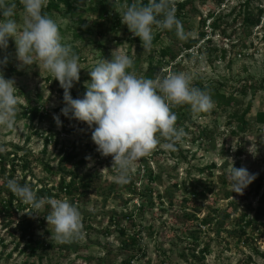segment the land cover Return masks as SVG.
Masks as SVG:
<instances>
[{
    "label": "rangeland",
    "instance_id": "374dc122",
    "mask_svg": "<svg viewBox=\"0 0 264 264\" xmlns=\"http://www.w3.org/2000/svg\"><path fill=\"white\" fill-rule=\"evenodd\" d=\"M219 1L194 0V9L190 7L180 20L186 40L195 39L199 32L205 31L213 39L212 51L202 44L203 41L201 47L199 44L194 49L182 51L176 36L155 29L154 39L158 35L160 39H153L151 50L144 51L140 39L134 37L127 26L121 23L119 13L124 10L125 4L119 0H71V12L64 4H60L59 11L52 12V19L60 29L62 43L71 46L82 68L79 82L74 83L70 90L74 99L82 98L86 92L84 85L90 81L89 70L103 58L110 60L115 49L123 51L133 60L139 57L141 65L136 72L138 76L145 77L152 69H155V79L170 72H184L191 76L193 86L212 85L222 92L234 93L240 99L239 106L217 107L214 104L207 115L198 113L191 116V121H185L180 126L177 124L186 135L176 145V150L158 147L146 157L150 169L154 174H162L165 183V186H154L153 205L142 203L138 197L129 194L127 186L121 188L114 181L116 173L111 168L110 156L99 159L89 156L88 151H95L97 147L91 140V130L87 124L61 114L64 103L59 82L37 66L21 67L16 59L14 39H9L6 51L0 49V60L8 57L7 64L0 66V71L6 79H14L19 90L16 123L13 129L0 127V147L2 152H8L13 151L14 146H20L30 153V171L23 172L18 166L14 172L16 179L27 176V182L37 185L38 189H55L60 178L47 172L44 164L49 163L51 167L57 168L62 149L75 152L78 155L76 162L85 156L90 157L78 170L74 163L65 165L67 171L77 175L78 185L82 176H92L89 189H80L76 195L77 202L74 203L82 214V238L63 244L51 241V232L45 219L49 206H45L44 214L33 215L38 225L35 236L45 239L55 250L43 262L36 258L27 259L16 247L21 239L15 226L23 215L33 212L28 206L24 212L14 211L11 218L0 216V264H122L132 257V264H190L195 262L190 256L192 247L187 235L195 229L201 230L200 248L208 246L210 251L204 261L195 264H264V217L256 223V229L248 228L246 236L242 238L227 232L234 228L232 219L242 213H247L249 219L257 211L264 213V125L256 122L257 114L264 112V0H249V7L255 15L259 9H263L260 25L254 28L246 27L242 17L238 16L247 0H225L222 4ZM103 2L109 6L110 14L102 19L98 16L97 8ZM6 3L16 4V19L19 21L23 15L19 0H6ZM213 11L225 16L221 29L226 28L227 34L236 43L235 47L220 32L211 36L209 21L202 27V19ZM116 17L120 25L116 24ZM168 47L181 50L174 62L169 58L162 59L160 55L161 50ZM246 83L251 84L252 88L248 87L246 95H243L240 91ZM250 101L252 109L246 117L249 129L241 133L236 129L237 121L233 115L242 113ZM31 107L39 110L34 120L29 114ZM54 114L60 116L62 126H57ZM202 129L210 133L209 141L199 137ZM226 157L232 158L235 167H246L256 175L255 180L244 189L243 195L232 192L230 184L224 185L220 181V175L228 174L231 167ZM141 159L130 173V179L135 180L136 187L142 189L141 179L145 169ZM212 164L217 167L209 178L214 192L208 195L203 207L210 206L223 213L231 209V201L238 205L237 212L226 222L225 228L228 230H222L219 234L214 226L204 227L199 222H188L179 206L171 205L168 201V195H174L177 199L182 195L181 190H175L174 183L206 180L210 174L207 171L200 174L198 170ZM7 171L9 173L0 176L1 185H6L8 174H13L9 167ZM113 185H116L115 193L110 192ZM227 193L232 196L227 198ZM5 195L1 193L0 196ZM62 197L66 196L60 194L59 198ZM204 208L197 215L199 219L208 213ZM113 212L118 215L133 213V217L132 220L120 218L117 224H112L109 216ZM8 223L11 225L6 228ZM119 228L124 229L125 236L120 235ZM135 234H139L146 257H140L138 248L131 251L123 247L122 241Z\"/></svg>",
    "mask_w": 264,
    "mask_h": 264
},
{
    "label": "clouds",
    "instance_id": "9594fccd",
    "mask_svg": "<svg viewBox=\"0 0 264 264\" xmlns=\"http://www.w3.org/2000/svg\"><path fill=\"white\" fill-rule=\"evenodd\" d=\"M19 3L23 15L18 21L16 4L0 0V49L6 51L9 39H14L16 59L21 67L37 66L59 82L64 103L61 114L88 125L97 152L112 158L117 184H127L136 163L158 147L175 151L182 142L186 133L177 127L178 117L173 108L188 105L193 113L214 108L210 93L193 86L190 75L170 72L156 79L138 76L134 60L117 49L110 60L103 58L89 70L90 81L84 85L86 92L82 98L74 99L70 90L80 80L79 57L70 45L62 43L57 22L43 12L47 0H19ZM119 15L121 23L140 39L144 51L152 48L154 29H175L178 38H185L172 0H147L146 4L143 0H133ZM7 62L5 56L0 66ZM18 91L14 79H6L0 71V127L14 128ZM53 119L58 127L62 126L59 115L54 114ZM226 158L231 162L227 175L231 190L243 195L256 175L246 167H235L232 158ZM6 186L33 209L30 216L44 214L43 209L49 206L45 219L51 241L63 244L82 238L81 211L67 197H38L30 185H21L15 179L8 180Z\"/></svg>",
    "mask_w": 264,
    "mask_h": 264
},
{
    "label": "trees",
    "instance_id": "16d2710c",
    "mask_svg": "<svg viewBox=\"0 0 264 264\" xmlns=\"http://www.w3.org/2000/svg\"><path fill=\"white\" fill-rule=\"evenodd\" d=\"M122 4H131L133 0H119ZM225 0H220L219 4H222ZM143 2L146 4L147 0H143ZM173 7L175 9V15L177 19L181 20L182 16H184L185 12L191 7L192 10L194 9L193 3L194 0H172ZM60 4H64V6L67 7L68 12H71L73 10L71 0H47L46 7L43 9V12H45L49 17L52 18V12L53 11H59L60 10ZM250 2L247 0L243 4V11L239 12L238 16H241L243 19L244 25L247 27H257L260 25V20L263 16V9L258 10V14L255 15L254 12L250 9ZM196 12V11H195ZM97 13L100 18L108 17L109 12V6L106 3H101L100 6L97 8ZM228 17L230 15H227ZM225 16L216 14L215 11L209 12V14L202 19V27L206 26V23L209 21V24L212 28V33L217 34V32H220L219 34L226 38L229 42V44L232 47H235V44L232 41V36L230 34H227L226 28L221 29L222 24L224 23ZM235 21V19H234ZM115 22L117 25H120V20L118 17L115 18ZM163 33L167 35H173L176 36L178 41L181 43V50L183 51H189L191 49H194L197 45H199L202 41V44H206L205 46L209 48V50L212 51V45H213V39L212 37L208 36V33L205 31H201L197 34V37L195 39H180L178 38L176 34V30L173 29L171 31L169 30H163ZM249 35V34H246ZM160 39V35H158L154 41H158ZM202 44L199 45V47L202 46ZM181 50H175L173 47H168L165 49H162L160 52V55L162 56V59L169 58L171 62H174L178 56L179 52ZM223 54L226 53L225 50L222 51ZM141 65L139 57L134 59V70L135 72L138 71L139 66ZM145 78L149 79H155V69L150 70L148 73H146ZM246 83L244 87L241 88V94L246 95L248 91V87L252 88V85ZM256 84V83H255ZM195 87H199L201 89L207 90L212 100L214 101V104L217 107H232V106H239L240 105V99H238L234 93H225L222 92L221 89L217 87H213L212 85H196ZM261 87V86H260ZM29 102V100H28ZM30 116L32 117V120H34L38 116L39 110L37 107H31L30 108ZM252 109V102H248L245 109L242 113H234L233 117L237 121V127L236 129L241 132L245 133L249 129V121H247L246 117L251 112ZM177 114V124L183 125L185 121H191V116L198 114L193 113L188 107V105L175 107L172 109ZM202 116H205L208 114V112H201ZM256 122L258 124L264 125V112H259L256 116ZM199 137L203 138L205 141L210 140V133L208 131H205L202 129L199 131ZM2 148V147H0ZM13 151L8 152H0V176H4L7 173V168L9 167L13 174H8V180L15 179L17 180L21 185L28 184L31 186V188L37 193L38 197L41 196H49V197H55L59 198L60 194H64L66 197L69 198L70 203H76V195L80 192V189L88 190L90 187V181L92 179V176L85 175L79 178V185L76 183L77 175L73 174L71 171H67L65 165L68 164H75L76 169H80L82 166L86 164V157L80 159V161H77L78 155L75 152H67L66 150L62 149L60 153V159H59V165L57 168H53L50 166L49 163L44 164V168L47 172L54 174L55 176H58L60 178V181L58 185L55 187V189H47L45 187H41L38 189L37 185H34L33 183L27 182V176L22 177L21 179H16L14 176V172L16 171V168L18 166L21 167V170L23 172H29L30 171V161H29V155L30 153L24 148L20 146H14ZM171 151V150H170ZM89 156L93 159H99L102 158L99 152L97 150L95 151H88ZM11 156L13 158L11 159ZM153 156V155H152ZM38 159V158H36ZM143 167H144V174L141 179V188L136 187V181L133 179H130V181L127 184L120 185L121 188L125 186L128 187L129 194L133 197H138V199L141 200L142 203H149L153 205L154 203V186L156 184L165 186V183L162 181V174L157 173L154 174L153 171L150 169L149 161L148 159L142 158L141 159ZM238 166V165H237ZM236 166V167H237ZM216 165L212 164L210 166H206L202 169H199L198 172L200 174L205 173L206 171L210 174L206 180L203 179H192L190 181H186L183 183H174L173 187L175 190H181V197L180 199H177L174 195H168V201L171 205L179 206L180 211L183 213L184 217H186V220L190 223L199 222L201 226L204 227H211L214 226L215 231L217 234H219L222 230L227 231L226 229V222H228L230 219H232V215L237 212L238 205L235 201H231L230 206L231 209L224 211L221 213L219 210L212 209V207H203V203L207 200L208 195L214 192L213 183L209 178L211 177L213 171L216 169ZM238 168V167H237ZM227 173L220 175V181L224 185H228L227 180ZM70 177L69 181L67 178ZM7 184V183H6ZM116 185H113L110 188L111 193H115ZM57 191V193H54V191ZM1 193H5V197L0 196V216H8L12 217L14 214V211L16 212H24L28 208L29 205H24L21 199H19L17 196H15L7 187L6 185L0 184V195ZM231 193H227V198H229ZM131 197V198H133ZM76 200V201H75ZM133 199H129V201H132ZM127 201V202H129ZM207 209L208 213L202 218L199 219L197 217L198 214L202 212V210ZM31 211L25 215L17 222L15 228L17 232L20 234L21 243L17 244L16 247L20 248V253L27 256L28 258H36L39 262H43V260L50 255L52 252H54L55 247L48 243L45 239L37 238L35 236V230L38 227L36 224V221L31 215ZM133 213L129 214H123L118 215L116 212H113L110 214L109 219L112 224H117L120 220V218H123L125 220H132ZM262 217H264V213L262 211H257L256 214L249 219L247 213H242L238 218H233L234 221V228L231 231H227L231 236H238L240 238L246 236L248 228L254 227L256 229V223H259L262 221ZM10 222V221H9ZM11 225V223H8L6 228H8ZM120 232V235L123 237L125 236L124 229H118ZM238 230V231H237ZM201 230L195 229L191 230L187 238L191 240V258L192 260L196 262L204 261L207 255L210 254L208 246L200 248V236L199 233ZM123 247H125L128 250H135V248H138V252L140 253V257H146V251L141 247L140 245V239L139 234H135L130 236L127 240L122 241ZM182 257L186 260L187 257L185 254H182ZM135 259H138V257L135 256ZM134 260V257H132L130 260L123 261L122 264H132ZM190 263V264H195Z\"/></svg>",
    "mask_w": 264,
    "mask_h": 264
}]
</instances>
